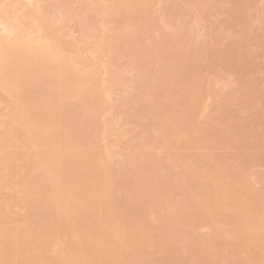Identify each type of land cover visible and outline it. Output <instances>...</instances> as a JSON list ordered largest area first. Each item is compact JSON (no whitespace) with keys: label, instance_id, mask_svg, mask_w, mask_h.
Returning <instances> with one entry per match:
<instances>
[{"label":"rangeland","instance_id":"1","mask_svg":"<svg viewBox=\"0 0 264 264\" xmlns=\"http://www.w3.org/2000/svg\"><path fill=\"white\" fill-rule=\"evenodd\" d=\"M5 26L0 264H264V0H0Z\"/></svg>","mask_w":264,"mask_h":264},{"label":"bare ground","instance_id":"2","mask_svg":"<svg viewBox=\"0 0 264 264\" xmlns=\"http://www.w3.org/2000/svg\"><path fill=\"white\" fill-rule=\"evenodd\" d=\"M10 5V4H9ZM32 14V13H31ZM16 16V15H15ZM12 27V26H11ZM17 27V26H16ZM3 28V30H1L0 31V47H2L3 46V49L5 48V49H8V47H10L9 48V50H11L12 48L14 49V47L16 46H18L16 43H10L9 41H8V43L7 44H9L10 46H7V45H5V46H7V47H5L3 44H4V40L6 39V35H7V37L9 36V35H11L12 34V32L9 30V28H7L6 26L5 27H2ZM14 28V27H13ZM12 28V29H13ZM15 29V28H14ZM13 35V34H12ZM30 39V38H29ZM16 40V39H15ZM25 42V41H24ZM5 43V44H6ZM39 43V42H38ZM30 45V44H29ZM27 47V46H26ZM25 47V48H26ZM1 49V48H0ZM3 49L1 50V51H3ZM12 49V50H13ZM27 49V48H26ZM34 50V49H33ZM5 52L4 53H7V51L6 50H4ZM11 52V51H10ZM1 53V52H0ZM2 54V53H1ZM15 57V56H14ZM33 57V56H32ZM36 57V56H35ZM16 58V57H15ZM26 58V57H25ZM24 58V59H25ZM4 68V67H3ZM5 75V74H4ZM4 78H5V76H4ZM4 81V80H3ZM3 83V82H2ZM4 84V83H3ZM49 168V167H48ZM108 198V197H107ZM105 200V199H104ZM108 201V200H107ZM65 211V210H64ZM64 211H63V213H64ZM66 213V212H65ZM49 215V214H48ZM38 229V228H37ZM37 231V230H36ZM39 231V230H38ZM43 232V231H42ZM39 233V232H38ZM18 237V236H17ZM17 243H15V245H16ZM20 246V245H19ZM18 247V246H17ZM15 248V247H14ZM25 251V250H24ZM20 252H21V250H20ZM23 253V252H22ZM15 255V254H14ZM18 257V256H17ZM27 258V257H26ZM25 259V258H24ZM20 262V261H19ZM19 264V263H18Z\"/></svg>","mask_w":264,"mask_h":264}]
</instances>
